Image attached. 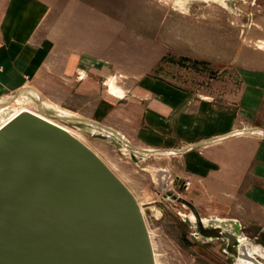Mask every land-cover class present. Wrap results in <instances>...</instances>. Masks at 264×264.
Instances as JSON below:
<instances>
[{
    "label": "rangeland",
    "instance_id": "obj_1",
    "mask_svg": "<svg viewBox=\"0 0 264 264\" xmlns=\"http://www.w3.org/2000/svg\"><path fill=\"white\" fill-rule=\"evenodd\" d=\"M18 37L0 100L102 157L143 208L157 264H238L199 218L264 251V0H0V49Z\"/></svg>",
    "mask_w": 264,
    "mask_h": 264
},
{
    "label": "water",
    "instance_id": "obj_2",
    "mask_svg": "<svg viewBox=\"0 0 264 264\" xmlns=\"http://www.w3.org/2000/svg\"><path fill=\"white\" fill-rule=\"evenodd\" d=\"M236 257L264 264L236 234ZM0 264H157L130 188L82 140L32 112L0 130Z\"/></svg>",
    "mask_w": 264,
    "mask_h": 264
},
{
    "label": "bare ground",
    "instance_id": "obj_3",
    "mask_svg": "<svg viewBox=\"0 0 264 264\" xmlns=\"http://www.w3.org/2000/svg\"><path fill=\"white\" fill-rule=\"evenodd\" d=\"M24 93H25V96L26 95H30V96H36L37 98L39 97V92L36 89L35 90L34 89H27V90L25 89ZM16 99H17V101H20L22 103V100L24 98L21 99L19 97V95H18V96L13 97V100H16ZM7 100L8 101H6V100H0V130L6 124H8L11 120H13L14 118H16L20 113L29 111V112H32L34 114H37L38 116H40V117L48 120L49 122H51V123H53V124H55L57 126H60L62 128H65L71 134H73L74 136H76L77 138H79L80 140H82L80 137H78L74 133V131L71 129V127H69L68 125H66L64 123L59 122V120H57L55 118H52V117L48 116L46 113H44L42 111L35 110V109H33L31 107H28V106H25V105H23L20 108H16V107L13 108L12 105L10 104L11 103L10 102V99H7ZM48 107L54 108L52 105H49ZM55 111L57 112L58 115H61V117H67L68 119H71V120H75L76 118H79L78 115H76V114L66 113V112L60 111L58 109H55ZM106 131H109V133L113 134L114 136L120 137L126 144H128V140H126L125 137H124V135H122L119 131L118 132L117 131H112V130H109L108 128H107ZM238 132H240V130ZM145 150H147L148 152L154 151V152H157V153H172V152L167 151V150H160V151H155V150H151V149H145ZM137 151H139L142 154L148 153V152L144 151L143 149H138ZM142 211H143V208H142ZM204 226L206 228L211 227V228L218 229L221 232L227 231V232H231L233 234H236L238 236V238H239V241L241 243H245V244H247L249 246V250H250L251 253H253V255H255L256 257H260V258H263L264 259V251L261 250V248L259 246H255L254 245V246L251 247L249 245V243H248V238L246 237V235L244 233H237V232H232V231H229V230H224L222 227H220V220H218V219H216V220H204ZM213 238H215V237H207V239H213ZM223 238H225V237H223ZM227 244H228V240H227ZM236 258L239 261L238 264H255L253 261L245 260V259H243V258H241L239 256L236 257Z\"/></svg>",
    "mask_w": 264,
    "mask_h": 264
},
{
    "label": "crops",
    "instance_id": "obj_4",
    "mask_svg": "<svg viewBox=\"0 0 264 264\" xmlns=\"http://www.w3.org/2000/svg\"><path fill=\"white\" fill-rule=\"evenodd\" d=\"M25 39H27V38L20 39V37H18L17 39H12V42L9 41V42H11V45L13 48L14 47L19 48L15 54L12 51V47L8 48L9 46H6V51L3 50V48L1 47V49H0V67L1 66H3V67L5 66V68L8 66L13 67V65L16 64V61H18L20 59V57L18 55L21 54L22 45L26 46V43H28V42H23V40H25ZM28 39L29 40L31 39V35L28 37ZM32 53L34 55H36L35 52H32ZM5 68L3 70L0 69V81L4 80V73L6 72V71H4ZM222 135H224V134L213 136L211 139H208L207 141L201 142L203 144H201L200 146L204 145V142H208V141L210 142L208 144L218 143L217 141H215V139L219 138Z\"/></svg>",
    "mask_w": 264,
    "mask_h": 264
}]
</instances>
